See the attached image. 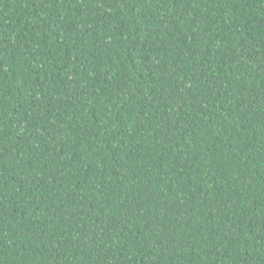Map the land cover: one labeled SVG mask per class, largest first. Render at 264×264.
<instances>
[{
  "label": "trees",
  "instance_id": "1",
  "mask_svg": "<svg viewBox=\"0 0 264 264\" xmlns=\"http://www.w3.org/2000/svg\"><path fill=\"white\" fill-rule=\"evenodd\" d=\"M0 264H264V0H0Z\"/></svg>",
  "mask_w": 264,
  "mask_h": 264
}]
</instances>
